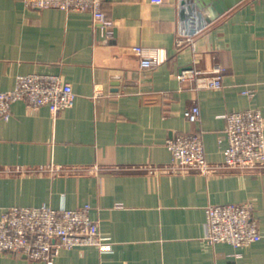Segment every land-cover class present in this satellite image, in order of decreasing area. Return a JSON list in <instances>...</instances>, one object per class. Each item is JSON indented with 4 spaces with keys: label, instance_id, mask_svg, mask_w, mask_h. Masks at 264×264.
I'll return each instance as SVG.
<instances>
[{
    "label": "crops",
    "instance_id": "obj_1",
    "mask_svg": "<svg viewBox=\"0 0 264 264\" xmlns=\"http://www.w3.org/2000/svg\"><path fill=\"white\" fill-rule=\"evenodd\" d=\"M101 1L114 24L107 40L87 12L0 0V92L17 76L43 74L74 93L57 115L17 101L0 119V216L11 207L90 206L110 250L61 249L52 264H264V238L245 248L204 240L213 205L250 203L264 235V169L221 167L220 118L253 109L264 120V0H243L209 24L187 12L183 26L182 0ZM181 34L190 40L178 47ZM134 47L155 52L159 64L141 69ZM216 66L222 88L198 90ZM194 105L192 124L184 112ZM190 133L212 172L173 169L166 142ZM0 264L45 263L0 253Z\"/></svg>",
    "mask_w": 264,
    "mask_h": 264
},
{
    "label": "built area",
    "instance_id": "obj_2",
    "mask_svg": "<svg viewBox=\"0 0 264 264\" xmlns=\"http://www.w3.org/2000/svg\"><path fill=\"white\" fill-rule=\"evenodd\" d=\"M26 9L64 12H87L94 28L107 40L113 36V22L102 9L101 0H22ZM180 21V26L184 25ZM188 35H179L178 47L188 42ZM141 69H152L159 64L156 53L134 47ZM223 69L216 66L202 75L196 83L198 90L222 88ZM198 73H194L190 78ZM183 80L185 77L180 76ZM249 93V92H244ZM23 101L28 108L47 107L53 115L70 108L74 102L71 85L56 75L29 74L15 79L12 89L0 92V119L8 121L11 106ZM200 111L194 105L186 109L184 117L189 123L199 121ZM227 147L223 168L256 171L264 169V120L258 110L226 113ZM171 153L172 167L181 172L210 173L215 168L206 160L201 138L193 133L178 134L166 142ZM218 168V167H217ZM264 235L258 229L250 203L213 205L206 208L204 240L209 245L226 243L245 248L259 242ZM96 247L107 252L111 244L100 234L98 223L90 217V206L76 209L40 207H11L0 216V253L19 256L32 262L52 264L61 249Z\"/></svg>",
    "mask_w": 264,
    "mask_h": 264
},
{
    "label": "water",
    "instance_id": "obj_3",
    "mask_svg": "<svg viewBox=\"0 0 264 264\" xmlns=\"http://www.w3.org/2000/svg\"><path fill=\"white\" fill-rule=\"evenodd\" d=\"M243 0H182L181 5H186L181 9L180 18L186 20L187 12L196 11L202 24H209L217 20L225 12L229 11ZM204 14V15H203Z\"/></svg>",
    "mask_w": 264,
    "mask_h": 264
}]
</instances>
